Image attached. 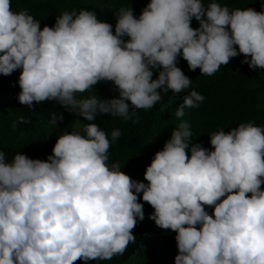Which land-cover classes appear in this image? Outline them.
Here are the masks:
<instances>
[{
	"label": "clouds",
	"instance_id": "clouds-1",
	"mask_svg": "<svg viewBox=\"0 0 264 264\" xmlns=\"http://www.w3.org/2000/svg\"><path fill=\"white\" fill-rule=\"evenodd\" d=\"M260 8L149 0L138 16L131 7L112 10L114 26L93 9H73L41 27L27 9L0 0V75L19 70L17 101L32 111L54 101L77 117L46 159L21 151L8 159L0 150V264H90L123 255L145 219L140 200L153 209L155 226L175 233L174 264H264V126L249 120L213 131L211 150L194 142L182 118L205 97L177 67L182 58L190 71L213 76L242 55L249 69L264 70ZM100 82H111L118 96L84 95ZM169 92L187 93L174 113L180 123L143 181L134 180L109 162L120 130L109 138L93 121L106 114L135 124L137 110ZM63 119L54 113L49 122Z\"/></svg>",
	"mask_w": 264,
	"mask_h": 264
},
{
	"label": "trees",
	"instance_id": "trees-1",
	"mask_svg": "<svg viewBox=\"0 0 264 264\" xmlns=\"http://www.w3.org/2000/svg\"><path fill=\"white\" fill-rule=\"evenodd\" d=\"M149 0H11L13 10L27 9L31 15L41 23L51 27L55 16L64 10L93 9L98 18L115 25L112 10L120 7H131L134 15ZM210 0H204L207 3ZM218 3L230 9H244L252 7L260 11V4L264 0H217ZM191 26L198 27L193 19ZM243 56L232 58L228 65L222 66L213 76L199 75V69L190 71L187 62L178 58L177 67L192 79L191 88L201 93L205 100L197 109H185L182 118L190 125L194 142L211 150L209 136L213 131L235 127L241 122L253 121L258 126H264V70L249 69L247 64L240 61ZM19 70L10 76L0 75V150L8 159L13 154L22 152L33 159H46L58 138L65 131H72L76 127L73 114L65 111L54 101H45L34 106V111L19 104L16 94L19 87L16 81ZM156 73L153 74V79ZM96 88V89H95ZM95 88L84 95L96 93L109 99L118 96L111 82H100ZM191 89H189L190 91ZM187 93L173 97L169 92L162 97L153 108L137 110V122L125 121L120 117H109L100 114L93 121L101 130L108 133L119 129L121 135L113 142L110 152V163L119 162L121 170L134 180L143 181L145 167L150 163L153 154L160 150L165 140L170 138L172 128L180 120L175 117V109L183 102ZM63 114L64 119L58 120L56 125L49 122L52 114ZM23 116L29 123H19ZM82 122L83 118H79ZM13 122H17L13 127ZM147 183L146 181H144ZM264 188V185H262ZM144 205L145 219L139 221L132 230L137 237L136 243L129 244L123 255L115 256L108 261H90V264H174L177 253L175 233L162 230L148 219L153 209L146 202ZM211 214V209H208ZM75 264H83L76 261Z\"/></svg>",
	"mask_w": 264,
	"mask_h": 264
}]
</instances>
